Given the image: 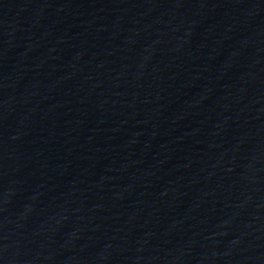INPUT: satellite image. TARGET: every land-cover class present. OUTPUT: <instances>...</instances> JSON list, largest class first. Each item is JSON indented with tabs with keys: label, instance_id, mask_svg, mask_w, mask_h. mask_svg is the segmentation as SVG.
Instances as JSON below:
<instances>
[{
	"label": "water",
	"instance_id": "95a60500",
	"mask_svg": "<svg viewBox=\"0 0 264 264\" xmlns=\"http://www.w3.org/2000/svg\"><path fill=\"white\" fill-rule=\"evenodd\" d=\"M0 264H264V0H0Z\"/></svg>",
	"mask_w": 264,
	"mask_h": 264
}]
</instances>
